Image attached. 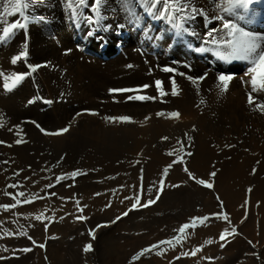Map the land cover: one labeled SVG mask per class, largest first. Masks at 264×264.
<instances>
[{
  "label": "bare ground",
  "instance_id": "obj_1",
  "mask_svg": "<svg viewBox=\"0 0 264 264\" xmlns=\"http://www.w3.org/2000/svg\"><path fill=\"white\" fill-rule=\"evenodd\" d=\"M218 2L226 6V0ZM5 3L6 0H0V13L3 12ZM196 4L209 9V16L213 14L211 10L214 5L210 0H196ZM137 11L144 15L139 28L126 23V13L117 0H108L103 10L106 16L105 27L88 36L89 26L75 27L66 16L62 0H38L35 7L30 9V14L46 19L30 22L26 33L21 30L10 42L0 46V70L5 74L27 72L28 64L40 66L12 92L3 90V79L0 77V119L3 121L0 141L5 142L0 144V161H10L9 164L0 163V203H14L10 196L4 195L5 190L12 194L18 191L39 192L44 185L54 184L56 176L80 170L81 174L77 177H68L49 188V192L57 189V196L37 199L12 215L13 221H17L16 225L24 222L31 228L32 234L40 236L42 232L35 227L33 218L46 210L47 214L58 221L51 225L49 231H66L73 224L71 221L75 214V202L73 199L62 201L59 197L72 198L71 195L76 193L88 210L96 211L106 195L97 197L93 195L95 192L106 189L135 191L141 185L147 190L152 186L154 178L162 173L164 166L176 159L175 155L169 157L166 153L179 148L177 140L180 139L184 140L185 145L190 144L189 149L185 147V153L191 152L192 155L180 153L184 163L174 164L169 169L167 184L181 183V187L190 192L181 190L177 196L165 194L167 198L159 199V203H164L159 209L163 214L147 215L146 221L149 218L156 221L159 217L171 216L178 221L174 230L183 224L181 214L194 213L202 207L204 212L198 215L207 214L210 220L206 226H198L194 231L187 230L191 247L203 246V253L213 249V256L221 255L230 264H264V248L259 245L256 249L250 248L238 235L231 241V248L227 243L224 250H221L220 244L229 242L230 237L226 241L219 240L225 228L231 231L229 223H238L242 215L247 214V203H261L259 208L253 210L262 215L260 231L253 228L254 222L251 220L249 223L247 220L243 221L238 227L245 235L244 238L250 235L255 240L259 239V244H264V178H255L253 184L251 172L247 176L248 165V171H251V164L258 159V155L264 156V112L255 108V105L248 104V98L245 99L242 89L247 88L248 97L251 85L244 81L251 79L250 75H246L251 65L247 61H223L211 52L196 51L197 48L208 46L204 43L205 34L209 28L220 27V22L208 24L203 17L198 16L186 25L189 31L178 38L167 21L152 20L142 9L137 8ZM220 14L234 19L226 13ZM237 15L245 16L244 20L237 21L245 31L264 34V0H254L247 10L238 11ZM19 18L17 15L7 19L14 21ZM2 19L0 16V20ZM121 24H125L122 29L118 28ZM145 30L153 37L162 38L149 41L144 35ZM121 46L124 47V54L115 55ZM69 49L71 51L66 52ZM22 51L27 52L26 61L13 66L11 58ZM156 52L159 54L157 59L153 57ZM108 57L110 58L102 60ZM178 64H187V70L182 67L177 69L187 76L201 77L207 74V78L193 84L186 77H177L176 74L160 70L164 66L178 68ZM129 65L132 67H128ZM150 69L152 74H149ZM220 74L233 76L227 91L223 93L217 88ZM173 76L179 88V94L175 97L170 94L159 97L157 94L153 95L157 99L148 103L111 101L109 89L137 88L145 83L153 84L156 79H160L162 87L170 93L169 78ZM29 79L37 84L43 96L40 103L27 102L34 97ZM151 89L156 90L155 86L147 90ZM98 92L110 102L103 105L96 99L93 100ZM135 94L117 93L120 98ZM240 94L243 95L242 102L236 98ZM253 95L257 96V103L264 102V91ZM83 99H89L90 102L82 106ZM49 100L52 101L51 104L45 102ZM75 102L82 104L71 107L70 104ZM86 110H95L99 114L91 115ZM177 110L180 113L179 119L156 116L161 111L168 113ZM125 115L132 122L111 123L104 119ZM145 117L149 119L146 120ZM33 121L47 131H57L66 126H70V129L59 136L44 135ZM15 125H20L23 129L19 137L15 129L8 131ZM184 133L192 137L191 142L186 140ZM164 136L169 137V140L162 141L161 137ZM17 138H23L26 142L16 145ZM234 158L241 161H234ZM58 161L60 162L57 163ZM185 167L194 175L205 178L212 170L219 169L214 180V191L224 200L228 221L212 216L213 213L221 212L212 193L195 187L185 173ZM45 168L52 170L41 171ZM18 169H23V172L14 179H9ZM25 177L31 179L25 181ZM43 177H51V180ZM17 181L22 186L16 189L6 188V185ZM33 181L39 182L34 185ZM67 184L70 188L65 191ZM121 185L124 187L121 188ZM249 185H253V188L247 194L246 187ZM193 189L207 193L208 201L194 194ZM40 194L43 192L40 191ZM151 196L152 194L146 195L147 199ZM102 212L103 216L108 213L105 210ZM97 216L96 212L94 218ZM96 235L97 240L92 246L97 249L98 256L104 257L110 251L115 237L105 226L100 227ZM209 238L214 241L211 245L204 243ZM230 252L231 255L228 254ZM166 254L174 256L177 250L170 248ZM256 255L261 256V262L257 261ZM85 257L90 258L88 254ZM179 262L173 264H180Z\"/></svg>",
  "mask_w": 264,
  "mask_h": 264
},
{
  "label": "snow or ice",
  "instance_id": "obj_2",
  "mask_svg": "<svg viewBox=\"0 0 264 264\" xmlns=\"http://www.w3.org/2000/svg\"><path fill=\"white\" fill-rule=\"evenodd\" d=\"M38 0H6V3L3 7V12L0 13V16L3 17L0 20V46L6 45L10 42L13 37L21 30L27 32V28L30 22L35 20H44V17H38L34 14H30V9H33ZM210 2L214 5L211 10L213 14L209 16V9L198 7L196 4V0H117V3L121 6L123 11L126 13V23L131 24L134 27H141L142 21L144 19V15L137 11V8L143 10V13L149 16L152 20L159 21H167L172 25L174 29V34L176 37H181L184 33L188 32L189 29L186 27L191 21H194L198 16L203 17L208 24L213 23V21L220 22V27L209 28L205 34L204 43L208 45L207 47L197 48L198 52H211L220 60L223 61H247L251 66L247 69L246 75H250V81H244L245 83H250L251 91L248 93V104L250 106L255 105V108L259 109L261 112H264V102L257 103V96H254L253 93H259L264 91V34H254L249 31H245L243 27L239 25L237 21H242L245 19L244 15H237L238 11L247 10L249 5L254 2V0H226V6H222L218 0H210ZM108 0H62V4L65 9V13L67 18L73 22L74 26L79 28L82 25L89 26V31L87 32L88 36H92L97 29H102L105 27L104 21L106 16L103 14V10L107 5ZM220 13L228 14L227 18L225 15ZM19 15V19L14 21H9L8 17H15ZM125 27V24L118 25V28L122 29ZM144 35L146 39L149 41L153 39H161L162 36L153 37L149 34L147 30H145ZM102 39V38H101ZM25 49L27 47L26 43L24 45ZM71 50H66V52H70ZM27 52L22 51L20 54L15 55L11 58V64L15 66L20 61H26ZM40 66L28 64L27 72L17 73L11 72L10 74H5L3 70H0V77L3 79V90L6 92H12L16 89L27 77L31 76L35 73ZM128 67H132L129 65ZM165 73H176L180 76H186V78L196 84L197 81H203L207 78V74L201 77H192L187 76L186 73L178 72L176 68L171 66H164L160 69ZM152 70H149V74H151ZM233 79L232 75L228 74H220L218 75V84L217 88H219L220 93L227 91L229 82ZM169 82L171 85V92L168 93L165 91L164 87H162L163 82L160 79H156L153 84L145 83L143 85L138 86L137 88H120V89H109V93H138L143 90H147L153 86H155L156 91L159 97H164L166 95H171L173 97L179 94L177 83L175 77H170ZM157 99V96L151 95H128L126 96L127 101H154ZM34 101L30 100L29 103H33ZM46 103L51 104L52 101H45ZM203 103V101H202ZM199 106V105H198ZM90 111L91 115H98L96 111ZM79 115V113H78ZM157 117H167L179 119L180 113L179 111H171L165 113L163 111L156 113ZM105 121L115 123V122H132L129 116H119V117H104ZM145 119H149V117H145ZM35 124V127L39 129L41 133L49 136H59L64 133H67L70 129V126H66L57 131H47L40 124L35 121L32 122ZM3 126V121L0 119V127ZM16 130V134L19 137L20 132L23 131L20 125H15L12 128H9L8 131L12 132ZM193 131H195V127H193ZM184 137L188 142H191L192 137L188 135V133H184ZM162 141L169 140V137L164 136L161 137ZM26 142L23 138L15 139V144L20 145L21 143ZM5 143L4 141H0V144ZM177 144L179 148H174L171 151H168L166 154L169 157L176 156V159H173L171 163L165 166L162 170V178L158 181V183L154 182L152 186L148 187L146 192L141 185L140 190L133 196H125L121 200L123 203L125 200L133 201L130 204L128 210L123 212L121 216H127L129 211L135 210L138 207L147 208L153 204H155L159 199L164 190L165 179L168 175L169 169L173 167L174 164L181 163L183 164V157L180 153H185V142L184 140H177ZM12 145H8L11 147ZM225 147H232V145H225ZM186 155H192L191 152L185 153ZM63 157H61V161ZM58 161L57 163H59ZM3 164H9L10 161L4 160L0 161ZM139 163V161H137ZM31 166H29L30 168ZM55 167V166H53ZM51 168L41 169V171L50 172ZM7 171V169H5ZM185 173H187L189 179L193 180L195 183L202 185L206 188L212 189L213 183L206 181L204 179H198L196 176L191 173L187 167L184 168ZM23 172V169H18L13 173L12 177L9 179H14L16 176H19L20 173ZM80 170H73L71 173H64L55 177V183H60L68 177L75 178L80 175ZM216 172L213 171L209 173L210 178H214L216 176ZM44 179L51 180V177H43ZM143 178V170L141 169V179ZM31 179V177H25L24 180L27 181ZM39 181H33L35 185ZM21 185L20 181L16 183H10L6 185V188L16 189ZM53 183H49L44 185L41 189V192H44L45 189H49L54 187ZM124 186L121 185V188ZM173 188H178L180 185L173 184L171 185ZM155 190L154 198H149L144 200L141 203L144 195H151ZM4 195L10 196L14 203L11 204H2L0 205V209L7 211L9 209H15L18 205L21 204H31L37 199H51V197L57 196L55 192H45L42 196L40 192H26V191H18L15 194L8 193L6 190L4 191ZM94 195H99L96 193ZM20 198H23L21 200ZM62 201H67L69 197H59ZM217 200L220 202L221 209H223V202L220 201L219 197ZM75 205L79 213L84 212V208L87 205L81 206V202L79 199H75ZM111 206L106 205V207ZM121 216H117L116 219L119 220ZM216 219H223L224 221H228L229 217L226 213L221 211L220 213H213ZM36 221H42L44 218V213L35 215ZM63 219V217H61ZM79 220L85 219L83 215L77 217ZM210 220V216L205 215L203 217L193 216L189 218V221L183 223L179 228L174 229L173 231L177 233L176 236L172 238L158 241L155 244H152L148 248L142 249L141 252L133 257V260L137 259L138 256L143 255L144 253L151 252L155 249H160L156 252L157 255H162L167 248L162 246H168L169 248L175 249L177 246L183 247V243L186 240L189 233L187 230H195L198 226L204 225ZM17 221H14V223ZM5 222L0 221V226H2ZM31 226V225H30ZM45 230H47V224H45ZM3 236L11 237L13 235L19 236H27L29 240L32 241L34 246H38L41 249H44L46 246L43 243L36 244V241L32 239L31 236H28L27 230L20 226V230L17 233H13L9 231L7 228H2ZM236 233V228L232 227L231 231L228 228H225L219 236L220 241H226L228 237ZM90 235L94 238V233H90ZM3 238V237H0ZM213 239L209 238L204 243L207 245L213 244ZM251 243V241L249 242ZM203 246H197L190 251H182L179 256L174 259H180V257L193 256L195 257L197 253L202 251ZM220 247H225L224 243L220 244ZM7 247L4 248V251H7ZM92 250V245L87 244L83 248L84 253H88ZM19 251L27 253L32 251V248H23ZM2 258V257H0ZM47 259V257H45ZM204 259L211 260V257H204Z\"/></svg>",
  "mask_w": 264,
  "mask_h": 264
},
{
  "label": "rangeland",
  "instance_id": "obj_3",
  "mask_svg": "<svg viewBox=\"0 0 264 264\" xmlns=\"http://www.w3.org/2000/svg\"><path fill=\"white\" fill-rule=\"evenodd\" d=\"M123 51H124V47L121 46V48L119 47V51L117 50L115 55L124 54ZM119 52H122V53H119ZM154 54H153V57H156L155 59L159 58L158 57L159 54L157 52ZM109 58L110 57L106 59H102V60H107ZM176 67H178L176 69H179V67L187 68V64H178L176 65ZM186 68L184 70H187ZM173 74H176V73H173ZM176 76L182 77L180 75L178 76L177 74ZM115 77L112 79H115ZM183 77H186V76H183ZM104 78L105 76H103V80H105ZM29 82H31V87L33 89L32 95L34 96L31 98V100L36 103L37 102L40 103L41 101L39 102V100H41L43 96L40 93V90L38 89L37 84L35 85L30 79H29ZM242 89H243V92L245 93V99H247L248 98L247 91H246L247 88L245 89L243 87ZM117 93L111 94V101L113 103H120L121 100H124V102H127L126 96L124 98H120L117 95ZM136 94L153 96V95H157L158 93L156 90L151 89L147 91L143 90V92L136 93ZM236 98L239 99L241 102L243 101L242 94L237 95ZM95 99L97 100L98 103L103 104V105L110 102L109 99L103 98L101 92L96 93V96L94 97L93 100ZM27 102L29 103V100ZM88 102H90L89 99L84 100L83 104L82 103L81 104L82 106H85ZM130 102L148 103V102H153V101H130ZM81 104L79 102H75L73 104H70V106L77 107V106H80ZM92 111H95V110H92ZM88 112L90 113V111ZM188 144L185 145V147H188L187 149L190 148V144L189 145ZM238 159L239 158L237 159L234 158V161H238V162L239 160L241 161V159L239 160ZM253 163L251 164L252 166L251 171H248V169L250 170V165H248L249 168L247 167V176L249 172H251L250 175L254 177L252 181H253V184H255L256 179H258L259 177L260 179L264 178V156L258 155V159L255 160V162ZM212 165L214 166V164ZM260 165L262 169L259 168ZM213 171L217 173L219 172V169H214L212 170V172ZM84 173L86 174L87 171H85ZM167 177L164 178L165 186H164V190L160 198L161 197L167 198L166 197L167 195L165 194H168V195L172 194V196H177L178 191L187 189L185 187H181V183H177L178 185L180 184V187L178 188L171 187V184L169 185L167 184ZM196 177L198 179H204L206 181L213 183V188L209 189L189 179L195 187H198L201 190L203 189V190L210 191L212 193V196L215 202L218 204L220 210L225 212L228 215V212H226L227 209L224 207V204H223V209H221L220 202L217 200V197H219L220 201H222L223 203H224V200L221 199L220 197L221 195L218 192L214 191V186H215L214 180L216 176L214 178H210L209 176L207 178L201 177V176H196ZM161 178H162V173L156 178H154V182L158 183V181ZM53 182L54 184H58V183H55V181ZM69 188H70V185L67 184L65 186V191H68ZM246 188H247V194H249V192L251 191V188H253V185H249ZM41 189L42 187L39 190L41 191ZM56 190L57 189L52 190L50 192L57 193ZM139 190L140 188L135 191L126 190V192H124L122 189H106L103 191H98V192L93 193V195L96 193H99L97 197L101 196V194H104L106 195V198H102V201L100 203L101 205L98 206L96 211L88 210V207H85L84 212L79 213L75 205L74 206L75 214L72 219L73 221H71V223L73 222V224H71L72 227L71 229H68L66 231L64 230L63 232L62 230H60L61 232H58V233L49 231L51 225L57 223L58 221H56V219L53 216L47 214L45 210L43 212L46 214H44V218L42 219V221H36L35 218H33L35 227H37L42 232L41 233L42 235L40 236L32 234L31 228L27 227L25 225L26 223L18 222V225H16V223H14L13 221L12 215L19 208H22L30 204H21V205H18L15 209H9L7 211L0 209V221L5 222L2 226H0V237H3V238H0V257H2L0 258V264H60L59 262H61L62 264H173L176 261H180L179 262L180 264H230V263H227L225 258L221 255L213 256L212 255L213 249L206 250V252L208 253L206 252L205 253L201 252L200 254L197 253L195 257L187 256V257H180V259H174L175 257L179 256L182 251H190L194 248V247H191L188 241V238H186V240L184 241L182 248L180 246L176 247L177 254H175L174 256L166 254L170 251V248L168 246H162L164 248H167V251H165L162 255H157L156 252L159 251L160 249H155L151 252L144 253L143 255L138 256L137 259L133 260V257H136L141 252L142 249L148 248L149 246L157 243L158 241L169 239L177 235L176 232L172 234L173 227H175L176 223L178 222L177 219H175L174 217H171V216L170 217L165 216V218L159 217L156 219V221L150 220L149 218L148 221H146L147 215H151L153 213L155 214L159 213L157 215L163 214L159 212V209L163 207L164 203H159V200L155 204L147 208L138 207L135 210L129 211L127 216H121L123 212L128 210V208L130 207V204L133 202L131 200H125L123 203H121V200L123 199V197L125 196L133 197ZM186 191L190 192V190H186ZM45 192H49V189H45V191L41 195L43 196ZM193 192L194 194L200 195L202 198H204V200H207V197L209 196L207 193L203 191H198V190L193 189ZM154 196H155V190L153 191L151 198H154ZM71 197L73 198L74 202H75V199H79L76 193L71 195ZM146 199L147 197L146 195H144L141 203H143L144 200ZM2 204H6V203H0V205ZM7 204H11V203H7ZM109 204L111 206L106 207V205H109ZM260 204L261 203H250V204L247 203V214H243L242 218H240V221L238 220L239 221L238 223H229L230 229L232 225L233 226L234 224L236 225L234 226L236 228V233L230 236L229 242L224 243L225 247L227 243H229L230 245L229 248H231L233 246L231 241L236 236L239 235L249 247L251 246L250 248L256 249L258 245L261 248H264V244H259L260 243L259 239L255 240L254 238H251L250 235L248 234H247L248 236L244 238L245 235L243 236V233L239 231V227H238L243 223V221L247 220V223L253 221L254 222V224L252 223L253 228L256 227L255 230L257 232L260 231L262 215L258 213L259 211H256L257 213L253 211L254 209L259 208ZM84 205L85 204L81 203V206H84ZM251 205H252V208H251ZM102 210H105L108 212L106 216H103ZM96 212L98 216L94 218ZM203 212H204V209L202 207H199L197 211H195L194 213L189 212L188 214L186 213L181 214L180 220L182 223H186L189 221L190 217L199 216L198 214L203 213ZM80 215H83L85 219L83 220L77 219V217ZM205 215L207 214H204L200 217H203ZM117 216H121V218L117 220L116 219ZM45 224H47V230H45ZM21 225L23 226L25 230H27L28 236H31L32 239L36 241L37 245L40 243H43L45 244L46 247L44 249H41L38 246H34L32 241L29 240L27 236H24V237L19 236V235H13L11 237L3 236L2 228H7L9 231L13 233H17L20 230ZM103 226H105V228H108V232L111 233L113 237H115L110 251H108V253L104 257L98 256L97 249H95L92 246L91 251H89L88 253H84L83 248L87 244L93 245V243L96 242L97 237H98L96 235V232L100 227H103ZM90 233H94V238L92 235H90ZM84 238L87 240H84ZM250 241L251 243H249ZM5 247H7L8 249L7 251H4ZM225 247L223 248L220 247V249L224 250ZM23 248H32V251H29L27 253L19 251L20 249H23ZM85 254H88L90 258L85 257ZM90 254H93V255H90ZM228 254L231 255L232 252ZM45 257H47V259ZM204 257H211L213 259L208 260V259H204ZM255 258L257 259L258 262H261L260 255H256Z\"/></svg>",
  "mask_w": 264,
  "mask_h": 264
}]
</instances>
